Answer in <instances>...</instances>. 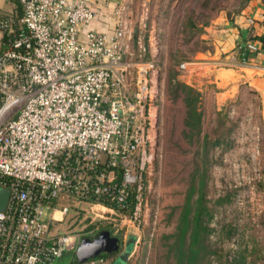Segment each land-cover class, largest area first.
<instances>
[{
	"label": "built area",
	"instance_id": "1",
	"mask_svg": "<svg viewBox=\"0 0 264 264\" xmlns=\"http://www.w3.org/2000/svg\"><path fill=\"white\" fill-rule=\"evenodd\" d=\"M14 1L18 21L0 11V264H50L94 237L57 231L66 204L69 220L85 204L140 228L155 154V67L142 36L150 0ZM100 20L111 29L90 28Z\"/></svg>",
	"mask_w": 264,
	"mask_h": 264
},
{
	"label": "rangeland",
	"instance_id": "2",
	"mask_svg": "<svg viewBox=\"0 0 264 264\" xmlns=\"http://www.w3.org/2000/svg\"><path fill=\"white\" fill-rule=\"evenodd\" d=\"M135 1L134 20L141 10ZM247 1L150 0L147 5L143 61H153L155 67V154L144 177L140 228L113 212L104 210L102 215L98 208L89 213L85 204L80 209L87 212L73 220L69 219L75 212L66 204L70 207L67 219L55 226L64 234L92 231L95 236L108 231L120 238L118 255L104 264H115L125 252L123 264H166L167 247L187 203L193 212L199 205L205 209L202 220L208 236L199 264H264V105L260 95L242 83L218 86L204 79L187 84L179 69L183 63L203 61V55L214 49L208 37L214 20L224 15L230 19ZM14 5L12 0L5 1L3 12L12 15ZM178 84L199 94L196 122L187 118L185 93H174ZM44 212L48 218L50 212ZM76 250L72 257L50 264L74 262ZM167 263L175 264L173 256Z\"/></svg>",
	"mask_w": 264,
	"mask_h": 264
},
{
	"label": "crops",
	"instance_id": "3",
	"mask_svg": "<svg viewBox=\"0 0 264 264\" xmlns=\"http://www.w3.org/2000/svg\"><path fill=\"white\" fill-rule=\"evenodd\" d=\"M5 1L7 0H0V11L3 14L2 5ZM249 20L252 25L248 24ZM105 23L102 20L94 21L90 28L110 30V26ZM214 23L215 26L208 29L213 51L204 54L203 61L194 63L198 67L184 72L182 78L186 79L187 84L204 82V79L218 86H223L226 82L247 84L258 92L264 105V47L256 43L258 50L249 55L247 65L233 67L228 63L236 55L237 46L244 45L264 33V1L248 0L236 15L230 19L224 15L215 19Z\"/></svg>",
	"mask_w": 264,
	"mask_h": 264
},
{
	"label": "trees",
	"instance_id": "4",
	"mask_svg": "<svg viewBox=\"0 0 264 264\" xmlns=\"http://www.w3.org/2000/svg\"><path fill=\"white\" fill-rule=\"evenodd\" d=\"M13 17L16 21H18L21 17V9L16 2L14 5ZM12 37L13 34L9 37H4L2 47H4L7 41L11 40ZM250 42L258 43L262 47H264V33L260 36H255L251 39ZM244 45L236 47V57L237 61L239 62L243 54L245 56L249 55ZM174 91L175 94L180 92L185 93V105L188 109L187 118L191 117L192 119H196V122L199 119V114L196 113V105L199 102L198 92L181 84L175 85ZM204 210L205 209L201 205H199L197 212H193L189 203H187V207L184 209L179 218L178 228L176 230V235L173 239V242L167 247L165 259L166 264H168L167 259H169V255L173 256L175 264H199L200 261L204 258L206 249L205 240L208 236V230L203 226L202 220ZM117 239L121 242L120 238ZM117 252L113 254H102L99 258L103 259V261L105 262V260L107 259H113L116 256ZM70 256L71 254L69 253L62 256V258L58 260H63L64 258ZM69 264H74L72 259L69 261ZM156 264L163 263L158 262Z\"/></svg>",
	"mask_w": 264,
	"mask_h": 264
},
{
	"label": "water",
	"instance_id": "5",
	"mask_svg": "<svg viewBox=\"0 0 264 264\" xmlns=\"http://www.w3.org/2000/svg\"><path fill=\"white\" fill-rule=\"evenodd\" d=\"M8 198L6 190H0V211H3ZM120 241L117 238H111L108 231H103L93 238L83 239L74 256V264H85L89 260L98 258L102 253L113 254L118 251ZM126 253L120 255L115 264H123Z\"/></svg>",
	"mask_w": 264,
	"mask_h": 264
},
{
	"label": "flooded vegetation",
	"instance_id": "6",
	"mask_svg": "<svg viewBox=\"0 0 264 264\" xmlns=\"http://www.w3.org/2000/svg\"><path fill=\"white\" fill-rule=\"evenodd\" d=\"M101 232H103V231H101ZM98 234H99V233H98ZM98 234H97V235H98ZM109 235H110V234H109ZM95 236H96V235H95ZM95 236H94V237H95ZM110 237H111V236H110ZM111 238H113V237H111ZM115 238H117V237H115ZM119 243H120V242H119ZM102 254H107V253H102ZM102 254H101V255H102ZM117 255H118V253H117ZM99 257H100V256H99ZM99 257H98V258H99ZM92 261H93V260H89V261H88L87 263H85V264L91 263Z\"/></svg>",
	"mask_w": 264,
	"mask_h": 264
}]
</instances>
